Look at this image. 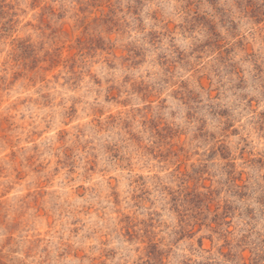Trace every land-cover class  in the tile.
Instances as JSON below:
<instances>
[{"label":"rangeland","instance_id":"374dc122","mask_svg":"<svg viewBox=\"0 0 264 264\" xmlns=\"http://www.w3.org/2000/svg\"><path fill=\"white\" fill-rule=\"evenodd\" d=\"M0 264H264V0H0Z\"/></svg>","mask_w":264,"mask_h":264}]
</instances>
